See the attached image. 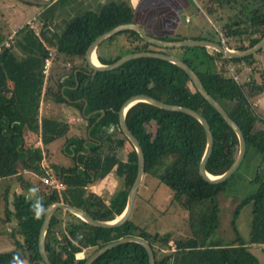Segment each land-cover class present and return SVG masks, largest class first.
<instances>
[{
	"label": "trees",
	"instance_id": "obj_1",
	"mask_svg": "<svg viewBox=\"0 0 264 264\" xmlns=\"http://www.w3.org/2000/svg\"><path fill=\"white\" fill-rule=\"evenodd\" d=\"M198 4L211 31L191 39L221 43V34L225 47L246 50L264 37V0H198ZM38 22L37 30L26 24L12 33L8 24L0 19V185L15 180L23 191L10 199L12 186L6 183L8 187L0 194L3 208L0 222L15 226L8 231L13 250L0 253V264L22 261L44 264L38 251V237L45 210L53 203L81 209L99 221H112L122 214L136 177L138 161L132 144L120 130L118 111L132 96L145 95L168 105L187 107L207 120L214 138L213 151L206 165L210 175L224 174L239 150L234 130L175 64L140 58L113 71L92 73L85 61L90 45L119 25L135 23L133 9L126 2L109 0L99 12L89 11L73 18L60 33L48 21ZM121 36L124 39L114 46L126 52L107 57L100 54L103 43H112ZM186 39L179 36L160 38L163 41ZM103 43L96 50L102 65L112 64L135 52L164 53L163 50H168L146 43L134 31L120 32ZM171 50L177 52L173 56L196 73L208 94L240 127L246 142V155L256 150L264 161V119L250 99L263 91L254 75L264 78V60L263 67H257L259 58L255 56L264 49L244 59H226L220 53L200 47ZM46 60L50 61V66L44 74ZM242 64L250 69H244ZM229 66H235L236 74L250 81L237 84L227 70ZM43 103L68 106L78 112L84 121L86 135L69 136L71 122L42 115ZM101 112L105 115L98 121ZM125 120L143 149L144 178L152 176L170 188L173 202L187 214L186 235L177 238L171 233H151L134 223L131 217L117 228H95L59 209L45 235V251L50 262L84 264L87 257L77 259L76 254L86 250H91L92 254L119 239L139 237L151 246L155 264H264V172L261 164L251 183L255 186L254 193L242 200L234 213L251 205L248 238L243 240L238 235L233 219L235 239L224 243L217 237L220 225L217 198L226 193L229 180L210 184L199 173L207 146L202 125L189 115L165 111L147 103L132 106ZM29 135L38 137L43 148L63 138V148H72L71 152L63 151L71 164L60 166L54 176L64 185L63 190L52 189L39 180L46 175L41 168L44 150L42 147L27 148L25 138ZM126 144L130 150L123 161L118 155ZM24 173H34L39 178L29 180ZM112 173L123 179V188L116 198L106 203L100 196L88 192V187ZM61 211L77 221H62L56 215ZM259 255L263 256V261ZM92 264H149V260L142 245L126 243L109 250Z\"/></svg>",
	"mask_w": 264,
	"mask_h": 264
},
{
	"label": "rangeland",
	"instance_id": "obj_2",
	"mask_svg": "<svg viewBox=\"0 0 264 264\" xmlns=\"http://www.w3.org/2000/svg\"><path fill=\"white\" fill-rule=\"evenodd\" d=\"M10 2V6L5 4ZM47 8L39 7L30 4L23 3L18 0H0V19L7 21L10 30L19 29L26 24L28 20L36 19L38 21H44V17L40 14H36L38 9ZM194 11V12H192ZM51 12V11H50ZM189 12L194 13L191 24H185L182 31H179L176 36L169 37H182L191 39V37L205 36L208 31H211L209 23L204 19L203 15L200 13L197 7L190 8ZM49 14V11H46V14ZM82 12L77 10V12L70 14V16H65L64 20L59 24V27H64L71 17L75 15H80ZM37 30L36 27H33ZM57 33H60V30L56 27H53ZM16 32V31H15ZM124 36L115 38L112 43H103L100 47V54L102 56L117 55L122 53V50L115 47L114 44L119 40H123ZM150 50H155L154 47H149ZM126 52V51H124ZM123 52V53H124ZM164 54L174 55L177 52H174L171 49L163 50ZM122 53V54H123ZM259 58L257 62V67H263L264 60V50L261 54L255 55ZM235 70V66H231ZM246 69H250L247 68ZM48 71V70H47ZM241 79L244 78V75H240ZM258 84H260L261 78L256 74L254 75ZM251 101H258L259 107H255L257 113L261 115L264 119V95L261 93L253 94L250 97ZM41 113L45 116L55 117L58 119H64L68 122H71L73 125L69 136L73 134H78L79 136H85L86 132L84 129V121L80 118L78 112L73 110L71 107L57 105L54 103H43L41 107ZM261 127V126H259ZM108 128V129H107ZM107 131L111 133L109 126L106 127ZM121 136V135H120ZM122 137V136H121ZM65 145V138L59 139L49 145L46 148L41 146L40 140L34 135H29L25 138V146L27 148H43V155L45 161L43 163L47 166H51V174L55 176L58 173V168L60 166H69L71 164L70 160L65 156V151L71 152L72 148H67ZM130 150V146L126 144L124 148L119 151V158L123 161L126 160V153ZM64 151V152H63ZM250 152V151H249ZM248 152V155H249ZM249 158V156H248ZM262 170L264 172V163L261 164ZM25 172V171H23ZM26 178L29 180H35L39 177L32 176L29 173H24ZM238 174H235L229 181L227 186V193L220 195L217 200L220 207V225L217 232L218 240L221 242H228L235 239V232L232 225L233 219H235L234 227L238 232V235L246 240L248 238L250 225H251V205H245L241 207L238 213L235 215V210L241 204L242 200L246 197L252 195L255 191L254 185H246V183H238ZM42 177L39 178L41 180ZM42 182V181H41ZM3 182L0 186V194L8 187L7 184H10L12 187L9 189V197L12 199L14 194L23 193L22 189L15 180H10ZM123 188V179L114 174L112 179L108 181H98L93 186L88 187V192H93L96 195L100 196L105 202L109 203L112 199L116 198L119 191ZM30 197V194H28ZM2 204L0 203V215L3 212ZM57 217L62 221L70 220L76 222L77 219L73 216H70L66 212H58ZM187 214L179 208L173 202V192L167 186L161 184L158 179L152 176H146L143 178V182L138 190L137 198L134 204V208L131 214V220L138 224L141 227L146 228L151 233H160L166 234L171 233L175 237H184L185 231L187 230L186 225ZM14 224H4L0 222V253H7L13 250V241L9 238L8 231L14 229ZM91 250H86L83 252L84 257L90 256ZM258 256V255H257ZM80 256H76V258ZM259 258L263 261V256L259 255ZM20 264H29L27 261H22Z\"/></svg>",
	"mask_w": 264,
	"mask_h": 264
},
{
	"label": "water",
	"instance_id": "obj_3",
	"mask_svg": "<svg viewBox=\"0 0 264 264\" xmlns=\"http://www.w3.org/2000/svg\"><path fill=\"white\" fill-rule=\"evenodd\" d=\"M26 4L39 6V7H46L51 5L55 0H18ZM123 31H134L139 34V36L148 44L156 46L158 48L162 49H182V48H205L209 51H214L217 53L222 54V56L226 59H244L246 57L252 56L257 54L259 51L264 49V37L253 47L246 49V50H232L221 43L209 41V40H196V39H187V40H180V41H163L160 39L153 38L146 34L137 24L131 23V24H124L119 25L108 32L102 34L99 36L88 48L87 53L85 55V61L88 65V67L92 70L93 74H96L98 72H109L116 70L123 64L140 58H153V59H159L163 61L170 62L172 64H175L180 69H182L190 78L193 86L195 89L201 94V96L220 114V116L224 119V121L234 130L238 137L239 141V150L237 157L235 158L233 164L230 166V168L221 176L214 177L210 175L206 170L207 162L212 154L213 151V145H214V138L213 134L211 132V128L205 118H203L198 112L187 108V107H181V106H173L168 105L162 102H159L155 100L152 97L145 96V95H136L132 96L131 98L127 99L122 106L120 107L118 111V122L120 130L123 134V136L129 140V142L132 144L136 155H137V173L135 180L128 192L127 202L124 211L120 216H118L116 219L112 221H99L93 219L91 216H89L86 212L82 211L81 209L63 204V203H53L47 207L44 213V219L43 223L41 225L40 231H39V237H38V251L40 254V257L44 264H52L46 254L45 251V235L47 232V229L50 225L51 219L53 215L56 213V211L64 210L66 212H69L70 214L76 216L77 218L81 219L85 223L89 224L92 227L95 228H104V229H112L122 226L124 223H126L132 214L134 204L137 198L138 189L140 188L144 174H145V157L143 153V149L138 141V139L131 133L129 130L125 116L127 111L134 106L137 103H147L150 105H153L159 109L169 111V112H178L183 113L186 115H189L193 118H195L203 127L206 138H207V146L204 153V156L201 160L200 166H199V173L201 177L210 184H220L223 182H227L230 178L233 177V175L238 171L241 164L243 163L245 156H246V142L243 135V132L241 131L240 127L230 118L228 113L224 110V108L212 97L208 94L206 89L204 88L201 80L196 75V73L181 59H179L176 56L173 55H167L160 52H135L128 55H125L118 59L116 62L108 65H102L99 63L95 64L93 62V55H96L97 48L107 39L111 38L112 36L123 32ZM97 59V58H96ZM105 115V112H101V117L98 119V121ZM126 243H138L144 247V249L147 252L149 264H155L154 260V253L152 251L151 246L149 243H147L144 239L139 237H126L119 239L115 242L109 243L102 248L94 251L84 262V264H92L96 259H98L101 255L105 254L109 250H112L122 244Z\"/></svg>",
	"mask_w": 264,
	"mask_h": 264
},
{
	"label": "crops",
	"instance_id": "obj_4",
	"mask_svg": "<svg viewBox=\"0 0 264 264\" xmlns=\"http://www.w3.org/2000/svg\"><path fill=\"white\" fill-rule=\"evenodd\" d=\"M107 1L109 0H55L51 5L46 6L47 8H42L41 10L38 9L36 14L38 15L41 13V15L44 17L43 19L48 21L49 25L58 28L60 32H62L66 28L68 23L78 15L71 17V19L64 27H59L58 25L61 24L65 16H70V14L77 12V10H80V12L83 11V13H81L80 15L89 11L99 12ZM114 1L126 2L133 9L135 24H137L146 34H149L152 37H156V39H160L162 37H167V36H176V34H178L179 31H182L183 26L185 24L189 25L192 23V19L190 18L194 16V13L192 14V12L194 11L189 12L190 8L196 6L197 9H199L198 0H114ZM5 4L7 6L12 5L10 4V2H6V1ZM46 11H49V14L48 13L46 14ZM5 22L8 24L7 21ZM26 24H30L32 27L37 28L39 22L36 19H31L28 20ZM17 30H14L12 33H15V31ZM260 87L263 88V91L260 93L264 95V78L260 80ZM252 103L254 107H259L258 101L252 100ZM43 155H45V152H43ZM43 161H45V159H43L41 162V168L43 169V171L45 172L48 171L50 173L51 166L47 167L43 163ZM263 163H264L263 156L256 150H250L249 155L247 153L239 170L235 173L238 174L237 176L238 180L236 182L238 183L244 182L248 186L252 185L251 183L254 178L255 170L260 164ZM32 176L37 177V175L34 173ZM113 176L114 173H112L110 176H108L106 179L102 181H108L112 179Z\"/></svg>",
	"mask_w": 264,
	"mask_h": 264
},
{
	"label": "built area",
	"instance_id": "obj_5",
	"mask_svg": "<svg viewBox=\"0 0 264 264\" xmlns=\"http://www.w3.org/2000/svg\"><path fill=\"white\" fill-rule=\"evenodd\" d=\"M220 38H221V44L224 45L225 44V39L223 38V36L221 34H219ZM50 66V61L49 60H46L45 61V69L43 71L44 74H47V70ZM242 67L244 69H246V66L245 64H242ZM230 76L234 79V81L237 83V84H241L243 82H249L250 81V78L244 76L243 79H241L235 72V70L229 66L227 68ZM45 176H43L41 178V181L43 182L44 185L52 188V189H56V190H63L64 189V185L59 181L57 180L51 173H49L48 171L45 172ZM162 252H165L164 250H162ZM80 256L79 258L77 257V259H83L84 258V255H83V252L82 253H79V254H76V256Z\"/></svg>",
	"mask_w": 264,
	"mask_h": 264
},
{
	"label": "bare ground",
	"instance_id": "obj_6",
	"mask_svg": "<svg viewBox=\"0 0 264 264\" xmlns=\"http://www.w3.org/2000/svg\"><path fill=\"white\" fill-rule=\"evenodd\" d=\"M93 62H94L95 64H98V61H97V59H96V55H93Z\"/></svg>",
	"mask_w": 264,
	"mask_h": 264
}]
</instances>
